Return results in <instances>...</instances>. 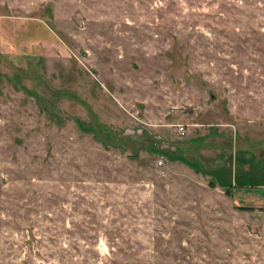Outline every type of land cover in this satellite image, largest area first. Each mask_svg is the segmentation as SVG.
Here are the masks:
<instances>
[{
  "label": "rangeland",
  "instance_id": "obj_1",
  "mask_svg": "<svg viewBox=\"0 0 264 264\" xmlns=\"http://www.w3.org/2000/svg\"><path fill=\"white\" fill-rule=\"evenodd\" d=\"M0 264H264V0H0Z\"/></svg>",
  "mask_w": 264,
  "mask_h": 264
},
{
  "label": "built area",
  "instance_id": "obj_2",
  "mask_svg": "<svg viewBox=\"0 0 264 264\" xmlns=\"http://www.w3.org/2000/svg\"><path fill=\"white\" fill-rule=\"evenodd\" d=\"M161 164H162V162L159 163V165H161Z\"/></svg>",
  "mask_w": 264,
  "mask_h": 264
}]
</instances>
